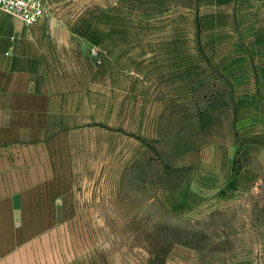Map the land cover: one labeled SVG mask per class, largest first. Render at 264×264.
I'll use <instances>...</instances> for the list:
<instances>
[{"label": "rangeland", "instance_id": "1", "mask_svg": "<svg viewBox=\"0 0 264 264\" xmlns=\"http://www.w3.org/2000/svg\"><path fill=\"white\" fill-rule=\"evenodd\" d=\"M48 4L52 59L90 86L46 198L59 264H264V3L232 45L169 0Z\"/></svg>", "mask_w": 264, "mask_h": 264}, {"label": "crops", "instance_id": "2", "mask_svg": "<svg viewBox=\"0 0 264 264\" xmlns=\"http://www.w3.org/2000/svg\"><path fill=\"white\" fill-rule=\"evenodd\" d=\"M260 3L169 0L166 13L193 19L214 45L223 39L232 45L248 34L244 12ZM47 15L26 26L0 11V264H59L47 236L58 226L48 213L58 206L46 198L67 159V133L89 123V81L59 70Z\"/></svg>", "mask_w": 264, "mask_h": 264}, {"label": "built area", "instance_id": "3", "mask_svg": "<svg viewBox=\"0 0 264 264\" xmlns=\"http://www.w3.org/2000/svg\"><path fill=\"white\" fill-rule=\"evenodd\" d=\"M48 5V0H0V11L32 26L46 17Z\"/></svg>", "mask_w": 264, "mask_h": 264}]
</instances>
